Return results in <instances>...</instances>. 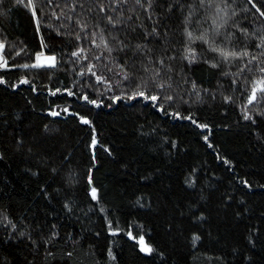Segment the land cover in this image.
Wrapping results in <instances>:
<instances>
[{
    "label": "trees",
    "instance_id": "1",
    "mask_svg": "<svg viewBox=\"0 0 264 264\" xmlns=\"http://www.w3.org/2000/svg\"><path fill=\"white\" fill-rule=\"evenodd\" d=\"M56 2L36 0L39 34L26 8L15 6V0L0 2V40L10 64L31 62L40 35L57 44L46 18ZM254 2L264 5V0ZM236 3L239 9H248L239 17L246 25L245 15L248 20L259 19L258 14L253 17L255 9L247 0ZM179 16L176 12L168 23L177 26ZM63 39L67 44L69 38ZM52 50L58 55L56 68L0 69L7 81L0 84V264H264V188L259 187L264 185V119L255 125L243 119L244 88L232 85L231 77H220L223 66L217 70L198 63L185 69L203 88L223 84L221 90L234 97V102L225 103L219 92L215 100L201 93L202 102L184 104L185 115L191 112L209 125L201 129L157 110L151 102H113L112 92L99 96L104 101L99 107L79 100L87 78L75 75L78 67L67 63V53L60 61L61 49ZM21 76L31 84L12 88ZM64 87L77 96L48 91ZM84 90L97 98L96 92ZM120 90L115 88V94ZM65 107L71 111L63 113ZM49 109L62 114L52 116ZM74 112L87 115L92 124H82ZM93 128L98 141L94 148ZM225 158L230 163H224ZM89 169L92 186L99 190L98 202L89 195ZM69 172L72 185L65 182ZM193 178L195 188H190L185 180ZM241 179H248L253 188L243 187ZM201 192L207 200H200ZM229 195L231 201L226 199ZM66 200L72 212L65 209ZM198 201V207L206 210L203 222L193 219L198 211L189 212V204ZM108 220L118 222L123 231L109 233ZM169 223L174 225L171 231ZM53 224L60 235L45 244L43 238L50 235ZM254 228L259 232L253 233ZM20 230L26 235L21 237ZM129 230L143 235L157 251L142 253L138 242L128 237ZM194 232L201 237L195 246ZM29 233L38 244L29 241ZM250 234L254 244L248 242ZM109 247L115 260L107 255Z\"/></svg>",
    "mask_w": 264,
    "mask_h": 264
},
{
    "label": "snow or ice",
    "instance_id": "2",
    "mask_svg": "<svg viewBox=\"0 0 264 264\" xmlns=\"http://www.w3.org/2000/svg\"><path fill=\"white\" fill-rule=\"evenodd\" d=\"M247 3L255 9L253 17L258 14L259 19L248 20L245 15L243 19L247 21L246 25L239 17L248 9H239L236 0H57L55 6L50 9L51 15L46 16L47 28L50 32H55L57 44L47 43L45 36L40 35L39 50L34 52L31 62L17 65L9 63V58L3 51L5 42L0 40V69L56 68L59 66L58 55L52 49L59 47V60L63 61L64 54L67 53V63L74 69L78 67L75 75L78 78H87L79 100L99 107L104 103L99 96L112 92L109 98L113 102L121 99H141L151 102L154 108L174 118L188 120L201 129H207L209 125L200 123L193 113L188 112L185 115L181 110L182 106L202 102L201 93L210 95L211 99L215 100L219 92L225 103L234 102V97L221 90L223 84H220L218 89L203 88L185 69L198 63H205L217 70L223 66L220 77H231L232 85L244 88L245 96L240 105L243 119L255 125L258 120L264 119V5H257L254 0H247ZM46 4L52 5L53 0H46ZM15 6H23L31 13L36 22V32L39 34L41 22L37 17L36 0H15ZM176 12L180 14L179 24L173 27L168 21ZM64 37L69 38L67 44ZM52 38L51 35L48 36V40ZM201 45L205 46L202 50ZM22 51L23 49L20 50ZM20 52L15 55H20ZM6 82L4 77L0 76V84ZM18 84H31V81L27 76H21L11 87L16 88ZM85 88L96 92L97 98H92ZM115 88L121 89L119 94H115ZM36 90V86L32 85V91ZM48 91L51 95L63 91L68 96H77V93L68 87L49 88ZM185 95L188 99H185ZM193 95L195 100H192ZM173 104L177 107H172ZM48 111L52 116L62 114L55 109ZM70 111L68 107L63 109V113ZM72 114L77 116L82 124H92L87 115L80 112ZM47 127L45 125V129ZM92 132L91 146L94 148L98 143L95 128ZM203 139L208 141L209 138L204 136ZM171 143L172 147H176L175 141ZM209 147H212L210 143ZM92 159H96L94 153ZM224 163L228 164L230 161L225 158ZM53 171L57 169L54 168ZM87 181L91 199L98 202L99 190L92 186L91 169ZM65 182L68 185L74 183L71 172ZM185 183L190 188H195L194 178L186 179ZM240 183L248 189L253 188L248 179H241ZM259 187L264 188V185ZM207 199L201 192L200 200ZM226 199L231 201L233 197L229 195ZM198 204L199 201L197 204L190 203L189 212L192 209L198 211L199 216H194L193 219L203 222L207 219L206 210H201ZM64 207L68 212L73 211L68 200L65 201ZM101 211L104 209L101 208ZM236 215L240 216L241 213L237 212ZM107 223L109 233L115 235L123 231L118 222L108 220ZM11 227L18 229L15 223H11ZM167 227L171 231L174 225L169 223ZM252 232L258 233L259 229L254 228ZM19 235L23 237L26 233L20 230ZM59 235L57 225L53 224L50 235L44 237L43 242L51 244ZM127 235L138 242L142 253L150 255L157 251L146 242L143 235H133L131 230ZM28 239L33 244H38L30 233ZM191 239L195 246V242L201 237L194 232ZM248 242L254 244L251 234ZM164 254L163 251L159 252L160 256ZM67 255L71 256L72 253ZM107 255L110 260L116 259L110 247Z\"/></svg>",
    "mask_w": 264,
    "mask_h": 264
}]
</instances>
